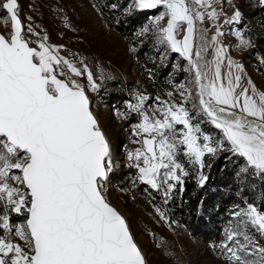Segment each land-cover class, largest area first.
Returning a JSON list of instances; mask_svg holds the SVG:
<instances>
[{
	"label": "snow or ice",
	"instance_id": "snow-or-ice-1",
	"mask_svg": "<svg viewBox=\"0 0 264 264\" xmlns=\"http://www.w3.org/2000/svg\"><path fill=\"white\" fill-rule=\"evenodd\" d=\"M195 3L210 9L207 15L213 20L220 19L222 13L213 0ZM259 3L264 6V0ZM160 6L165 11L153 21L159 33L156 39L191 61L195 21H203L206 12L194 11L186 0L134 3L140 10ZM0 7L10 14L13 28L8 37L0 34V229L4 233L0 235V264H147L125 218L102 194V182L112 164L110 143L90 109L84 87L75 80L59 78L64 73L58 69L67 66L76 76L86 73L96 90L100 85L92 71L86 64L77 68L59 56L56 46L45 43L46 36L39 49L30 46L17 14V0H6ZM132 7L130 4L126 11ZM165 17L166 26H161ZM242 18L243 13L234 8L225 23H240ZM185 23L186 34L177 39ZM148 30L145 27L139 35ZM222 35L217 29L213 37L216 50L211 75L192 61L200 112L221 131L222 138L205 134L202 120L193 123L194 117L185 106L190 90L181 92L186 95L185 104L161 101L152 115L145 109L146 95L139 94L136 103L128 104L142 117L135 125L142 147L129 154L132 166L138 169L142 182L153 189L163 188L166 198H171L172 191L189 175L181 155L203 169L205 156L216 155L225 142L229 151L246 161L242 173L251 169L264 175V91H258L254 84L251 94L248 88L236 91L242 77L233 74L232 67L240 73L243 65L227 56V48L218 40ZM235 35L242 45L254 46L241 30ZM225 58L226 81L221 70ZM178 125L183 126L179 133ZM198 180L204 185L208 176L201 172ZM235 207L232 215L236 221L225 230L219 245L221 255L228 264H264V244L256 239V234L264 237V210L254 204ZM9 212L26 213V219L13 224ZM160 216L166 219L162 211ZM12 234L26 247L10 239Z\"/></svg>",
	"mask_w": 264,
	"mask_h": 264
},
{
	"label": "rangeland",
	"instance_id": "rangeland-1",
	"mask_svg": "<svg viewBox=\"0 0 264 264\" xmlns=\"http://www.w3.org/2000/svg\"><path fill=\"white\" fill-rule=\"evenodd\" d=\"M116 2L117 4L109 3V0H17V12L25 24L23 34L31 45L39 49V43L46 36L45 43L56 46L59 56L77 68L83 69L86 64L96 83L100 85L98 89L93 90L86 73L76 76L67 66L58 69V72L64 73L59 78L75 80L88 91L93 100V109L100 128L106 133L112 149L110 175L102 182V191L127 217L133 234L146 255L147 264H228L220 253L219 245L224 241L225 230L236 221V217L232 215L236 210L235 206L244 208L247 204H254L264 210L262 195H255L252 201L241 190L223 191L218 197L219 205L231 195L236 198L230 205V217L226 218L219 230L215 225L209 226L211 241L205 240L202 233L197 236L181 222L179 216L172 213L171 203H174L183 188L180 189L178 184L172 191L171 198H166L163 188L153 189L151 185L142 182L138 169L132 166L133 161L129 154L142 147V144L137 142L140 137L135 135V125L141 122L142 117L132 112L128 104L136 103L137 95H146L149 100L145 102V109L152 115L161 101L185 104L186 95H181V92L186 94L190 90L191 96L187 97L185 106L194 117L193 123L202 120L200 126L205 134L215 139L222 138L221 131L200 112L199 88L192 61H196L203 72L211 75L215 68L216 50L213 37L219 29L223 35L218 37V40L227 48V56L243 65L240 73H237L235 66L232 67L233 74H240L242 77L240 88L236 91L248 88L251 94L252 84L258 91H264V6L260 5L259 0H213V6L222 13L220 19L213 20L207 15L210 9L199 8L195 0H186L194 11L206 12L203 21L198 18L195 21L190 61L156 39L159 33L153 27V21L165 11L163 6L140 10L134 7L135 0H128L126 6H123L124 0ZM3 3H6V0H0V5ZM113 4L121 9L120 14L111 11ZM130 4L133 5L132 9L126 11ZM234 8H239L243 18L240 23L229 24L225 28V20L233 14ZM135 11H140L144 18L139 19L140 24L136 25L131 35L126 36L118 30L117 24L120 23L119 20L125 19L127 14ZM167 19L165 17L161 21V26H166ZM145 27L149 30L139 35ZM186 29L185 23L179 30L177 39H183ZM237 29L244 33L245 39L252 41L253 47L240 43V38L235 35ZM0 30L7 36L12 32L10 15L2 7ZM197 52L200 53L199 57ZM221 70L226 81L227 58L224 59ZM168 93L172 95L169 96ZM235 111L240 114L239 109ZM182 127L177 126L178 133ZM181 147L183 149V146ZM228 148L229 145L225 142L223 150L214 156L206 155L205 158H217L223 154H227L229 158L238 156ZM181 162L185 165V171L189 175L192 172L196 179L203 172L198 164L190 163L185 155H181ZM14 171L19 174L18 170ZM247 174L264 177L255 174L251 169ZM15 186L23 188V185ZM161 211L165 213L166 219L160 216ZM24 221H15V224ZM256 235L257 240H264V237ZM19 243L26 247L24 241L20 240Z\"/></svg>",
	"mask_w": 264,
	"mask_h": 264
},
{
	"label": "trees",
	"instance_id": "trees-1",
	"mask_svg": "<svg viewBox=\"0 0 264 264\" xmlns=\"http://www.w3.org/2000/svg\"><path fill=\"white\" fill-rule=\"evenodd\" d=\"M109 3L117 4L116 0H109ZM127 4L128 0H124L123 6ZM111 9V11H115L114 13L120 14L121 9L118 7ZM142 18L144 17L140 11L127 14L125 19L119 20L118 30L126 36L131 35L136 25L140 24L139 19ZM127 22L128 24H126ZM237 158L238 160L235 161ZM244 164L245 160L239 156L229 158L227 154H223L217 158L206 157L202 173L208 176L207 182L200 185L199 180L193 177L192 172H190V175L184 178L183 185H179L180 189L183 188L180 195L177 194L174 203H171L172 213L179 216L181 222L190 231L192 230L197 236L198 233H202L205 240L211 241L209 226L215 225L219 230L226 218L230 217V205L236 200L234 195H231L223 199L219 205L218 197L223 191L241 190L252 201L255 195H262L261 203L264 206V177L260 178L254 174L242 173L241 168ZM0 214H2V210H0ZM10 214L14 222L26 219V213L21 214V216L12 212ZM2 234L3 230L0 229V235ZM259 241L264 243L261 238Z\"/></svg>",
	"mask_w": 264,
	"mask_h": 264
},
{
	"label": "water",
	"instance_id": "water-1",
	"mask_svg": "<svg viewBox=\"0 0 264 264\" xmlns=\"http://www.w3.org/2000/svg\"><path fill=\"white\" fill-rule=\"evenodd\" d=\"M17 14H18V17H19L20 20H21V23H22V26H23V32H24V29H25L24 21H23V19L21 18V16L19 15L18 12H17ZM9 15H10V14H9ZM11 26H12V22H11ZM12 31H13V28H12ZM0 34H4V33L0 30ZM4 35H5L6 37H8L6 34H4ZM30 46L34 47L33 45H31V43H30ZM84 90H85V93H86V95L88 96L89 101H90V109L92 110L93 115L97 118V121H98V117H97V115H96V113H95V111H94V109H93V100H92L91 96L89 95L88 91H87L86 89H84ZM98 123H99V121H98ZM101 130L103 131V129H101ZM103 132H104V131H103ZM104 133H105V132H104ZM105 136H106V138L108 139L106 133H105ZM108 141H109V139H108ZM109 143H110V142H109ZM109 175H110V172L108 173V177H109ZM108 177H107V178H108ZM102 194L104 195L103 191H102ZM104 196H105V195H104ZM105 198L107 199L106 196H105ZM107 201H108L113 207H115V208L117 209V211H119V212L121 213V215L125 218L126 222H127L128 225H129V229H130L131 233L133 234V231H132V229H131V226H130L129 221H128L127 217L125 216V214H124V213L121 211V209H119L115 204H113L112 202H110L108 199H107ZM133 238H134V240L136 241L137 245L140 247V245H139V243L137 242V240H136L134 234H133ZM140 249H141V247H140ZM141 250H142V249H141ZM142 253L145 255V253H144L143 250H142ZM145 258H146V255H145ZM146 261H147V259H146Z\"/></svg>",
	"mask_w": 264,
	"mask_h": 264
},
{
	"label": "built area",
	"instance_id": "built-area-1",
	"mask_svg": "<svg viewBox=\"0 0 264 264\" xmlns=\"http://www.w3.org/2000/svg\"><path fill=\"white\" fill-rule=\"evenodd\" d=\"M221 7H223V4H222V3H221ZM228 25H229V24L226 23V24L224 25V27L226 28V27H228ZM226 42H227L228 44H230L229 41L226 40ZM10 183H13V181H10ZM22 214H23V213H22ZM9 215H10V217H11V214H9ZM11 221H12L13 224H15V222L12 220V218H11ZM2 235H4V233H3ZM9 238L15 240V241L18 242V243H19V241H20V240H19V237L15 236L14 234H12Z\"/></svg>",
	"mask_w": 264,
	"mask_h": 264
}]
</instances>
